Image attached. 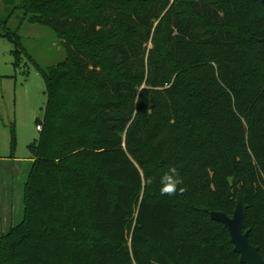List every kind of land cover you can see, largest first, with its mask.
Instances as JSON below:
<instances>
[{
  "label": "trees",
  "instance_id": "obj_1",
  "mask_svg": "<svg viewBox=\"0 0 264 264\" xmlns=\"http://www.w3.org/2000/svg\"><path fill=\"white\" fill-rule=\"evenodd\" d=\"M16 1L65 56L35 65L46 104L0 264H243L209 215L238 194L264 258L261 1ZM170 166L187 191L161 196Z\"/></svg>",
  "mask_w": 264,
  "mask_h": 264
},
{
  "label": "rangeland",
  "instance_id": "obj_2",
  "mask_svg": "<svg viewBox=\"0 0 264 264\" xmlns=\"http://www.w3.org/2000/svg\"><path fill=\"white\" fill-rule=\"evenodd\" d=\"M18 3L0 0V34L16 31L25 51L15 64L13 44L0 36V237L24 216V192L32 166L29 145L38 138L36 120L43 118L46 104L35 65L46 68L65 56L54 31L30 22Z\"/></svg>",
  "mask_w": 264,
  "mask_h": 264
},
{
  "label": "water",
  "instance_id": "obj_3",
  "mask_svg": "<svg viewBox=\"0 0 264 264\" xmlns=\"http://www.w3.org/2000/svg\"><path fill=\"white\" fill-rule=\"evenodd\" d=\"M264 6V0H260ZM264 42V40H263ZM246 205L243 196L238 194L235 208L231 216L224 212L211 211L210 217L220 221L227 229L233 250L239 254V261L243 264H264V258L257 246L249 242L248 230L245 226Z\"/></svg>",
  "mask_w": 264,
  "mask_h": 264
},
{
  "label": "clouds",
  "instance_id": "obj_4",
  "mask_svg": "<svg viewBox=\"0 0 264 264\" xmlns=\"http://www.w3.org/2000/svg\"><path fill=\"white\" fill-rule=\"evenodd\" d=\"M147 183H152V178H147ZM159 192L161 196H174L176 194H182L187 191L184 185V179L179 174L178 169L175 166H170L159 177Z\"/></svg>",
  "mask_w": 264,
  "mask_h": 264
},
{
  "label": "built area",
  "instance_id": "obj_5",
  "mask_svg": "<svg viewBox=\"0 0 264 264\" xmlns=\"http://www.w3.org/2000/svg\"><path fill=\"white\" fill-rule=\"evenodd\" d=\"M35 129L37 131H40L41 130V123L36 124Z\"/></svg>",
  "mask_w": 264,
  "mask_h": 264
},
{
  "label": "crops",
  "instance_id": "obj_6",
  "mask_svg": "<svg viewBox=\"0 0 264 264\" xmlns=\"http://www.w3.org/2000/svg\"><path fill=\"white\" fill-rule=\"evenodd\" d=\"M31 161H32V158H31Z\"/></svg>",
  "mask_w": 264,
  "mask_h": 264
}]
</instances>
